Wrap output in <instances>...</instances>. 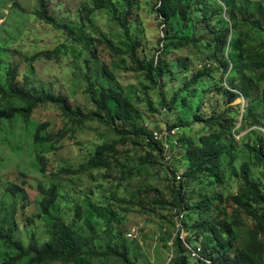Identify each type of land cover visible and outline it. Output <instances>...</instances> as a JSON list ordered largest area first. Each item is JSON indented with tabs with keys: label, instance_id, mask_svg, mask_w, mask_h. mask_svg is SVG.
<instances>
[{
	"label": "rangeland",
	"instance_id": "rangeland-1",
	"mask_svg": "<svg viewBox=\"0 0 264 264\" xmlns=\"http://www.w3.org/2000/svg\"><path fill=\"white\" fill-rule=\"evenodd\" d=\"M94 1L44 0L48 15L67 28L56 31L36 17L39 8L36 0H0V85L6 87L8 71L17 68L21 85L27 84L40 95L63 97L74 110L85 115L96 112L89 94L90 84L123 92L137 112L133 125L118 123L114 128L98 120L76 126L54 106L38 109L28 123L20 119L4 122L0 127V232L11 235L25 249L42 250L50 240L53 221L58 219L70 226L80 210L81 219L76 224L78 237L85 240L93 235L96 242L92 249L98 255L106 251L107 243L116 246L114 239L120 234L131 263L170 264L176 231L169 189L173 180L175 186L180 185L176 178L183 181L188 172L185 151L173 149L165 166L162 159L146 161L151 152L146 146L136 147L134 143L145 145V134L154 132L166 139L168 128L179 122L184 128L177 132L176 141L188 138L197 142L208 131L194 124L195 116L206 120L230 111L234 116L230 119L236 124L232 131L233 150L221 158L216 177L194 183L185 181L189 203L211 199L213 207L219 206V212L212 214L213 219L224 221L222 213L229 215L234 209L227 201L242 186V165H250L251 182L260 185L264 192L262 169L254 165V159L244 150L246 145L264 143V127L255 120L264 119V71L257 74L259 79L253 80L252 104L243 98L232 102L224 95L231 85L223 77L221 54L214 55L213 49L195 45L164 53L166 44L161 40L165 27L156 13L158 0H131L133 9L127 33L112 23L106 12L90 15L88 9L93 8ZM109 1L117 6L119 0ZM241 1L248 18L245 21L238 14L242 36L264 55V32L252 26V22L264 26V0ZM193 19L198 23L193 27V38L211 40L213 30L220 28L218 16L211 21V27H207L208 21L201 12ZM183 28L186 26L182 24ZM188 32L183 30V37ZM133 43L140 45L137 55L146 72L136 71L127 56L108 48L120 50ZM40 54H50L51 58L33 60ZM153 59L171 71L169 86H161L155 73L150 75L154 82L147 79ZM104 67L113 79L104 74ZM200 72L209 73L210 77L184 90ZM249 75L246 72L244 78L247 80ZM239 82L240 78L232 84L236 87ZM175 96L177 103L170 110ZM245 114H252V118L243 123L241 116ZM45 124L48 126L41 137L57 136V139L50 144H37L35 135ZM114 129L124 130L128 139L117 146L119 162H114L111 169L89 170L78 175L67 172L78 171L87 164L97 147L120 141ZM53 186L58 190V201L50 216L38 221L36 216L41 212L44 193ZM15 189L20 191L12 194ZM130 202L140 203L144 208L139 205L130 209ZM253 212L263 213L260 208H254ZM192 219L190 224L200 218ZM241 219L252 226L246 214L241 213ZM108 223L112 234L107 229ZM134 230L139 233L138 239L130 240L128 235ZM191 245L206 247L211 254L214 244L206 232L201 235L194 232ZM242 246L243 238L236 240L228 259L237 255ZM14 255L0 241V264ZM89 264L122 263L115 257H107L91 259ZM188 264L196 263L190 260Z\"/></svg>",
	"mask_w": 264,
	"mask_h": 264
},
{
	"label": "trees",
	"instance_id": "trees-1",
	"mask_svg": "<svg viewBox=\"0 0 264 264\" xmlns=\"http://www.w3.org/2000/svg\"><path fill=\"white\" fill-rule=\"evenodd\" d=\"M36 2L39 8L35 15L40 21L45 22L56 31L67 30V28H62L48 15L44 0H36ZM116 5L111 4L109 0H95L93 8L88 9V12L90 15L97 12H106L112 23L127 33L128 20L132 16V2L131 0H119ZM118 6L122 7V9H119ZM123 6H125V9H123ZM198 12L204 14L205 21H208L207 27H211L210 23L214 17H219L220 28L219 30H213V38L211 40L197 39L192 36L193 27L195 28V25H198V23L194 22L193 16ZM156 13L165 27V36L161 40V42L166 44L163 47L164 53L191 47V45L213 49L214 55L221 54L223 58V77L231 85V90L226 89L224 95L229 97L232 102L243 98L248 104L253 103L250 90L253 88V80L259 79L257 74L264 71V55L248 44L242 36V22L238 18V14L245 21L248 18L244 13V5L241 0H158ZM182 24L186 28L182 29ZM252 26L264 32V26L259 22H252ZM183 30L189 31L184 37L182 35ZM124 46L120 50L111 46L108 48L115 54L127 56L131 63L136 66V71L146 72L147 69L141 64L137 55L140 45L133 43ZM43 56L51 58L50 54H40L35 56L33 60H39ZM246 72L250 73L247 80L244 78ZM154 73L161 86L167 87L171 84V71L162 62L156 61V59L151 61V72L148 73L147 79L154 82L152 77H150ZM104 74L113 79V75L106 67H104ZM209 77V73H198L184 90H189L191 86L196 85L201 79ZM238 78H240V82L234 87L232 83ZM6 84V87L0 85V127L4 122H13L16 119L28 123L38 109L47 106L56 107L65 119L72 121L79 127L96 120L112 128L118 123L126 126L133 125L136 121L137 112L135 105L123 92L117 89L99 88L94 84H90L89 94L96 107V112L93 115H85L81 110H74L63 97L54 96L50 93L40 95L29 88L27 84L21 85L18 82L17 68L8 71ZM236 88L238 90H235ZM176 103L177 96L172 99L169 109L173 110ZM233 117L230 111L224 112L219 117L212 115L206 120L200 116H195L194 124L202 125L208 131V134L199 138L197 142L188 138L179 139L175 147L171 144L172 141L169 137L155 142L153 140L154 133L159 132H154L149 135L145 134V145L134 143V146H146L151 152L147 155L146 158L148 159L146 161L155 160V158L162 159L165 166L169 162V154L173 149L178 147L185 151L188 172L183 177V181H179L183 183V186L181 183H177L180 185L175 186V180L172 181L169 189L172 195L170 207L173 211L177 210L184 214L183 226L187 236L186 242L189 245H191V238L194 232L198 235L206 232L212 239L214 245L211 246V254L207 253L208 249L206 247L201 248L203 259L208 260L211 264H264V245L259 240V234L264 232V192L260 185L251 182L249 164H244L240 168L242 186L238 189L236 195L227 201L234 209L229 215L225 212L222 213L224 221L213 219L212 214L219 212V206L213 207L211 199H203L198 204L192 205L189 203L188 195H186L187 187L185 181L194 183L202 178L212 179L216 177L220 170L221 158L233 150L231 143V140H233L232 131L236 127L232 120ZM241 118L244 123L249 118H252V114L242 115ZM255 120L264 127V119L259 120L257 117ZM253 124L255 123L251 122V125ZM47 126L45 124L38 128L35 135L37 144H50L57 139V136L41 137V132ZM180 128H184L182 122L168 128V134L174 129L179 131ZM114 132L120 138V141L111 145L97 147L93 157L87 164L82 165L78 171L67 172L78 175L89 170L111 169L114 162H119L120 153L117 150V146L125 144L126 140H128L127 133L124 130L114 129ZM159 134L162 135L161 133ZM62 138H64L63 135ZM164 144H169L170 149L165 150ZM244 150L250 158L254 159V165L261 168L264 174V143L259 141L258 144L253 146L246 145ZM166 158H168L167 163H165ZM231 162H233V159H231ZM18 191L20 190H12V194H16ZM44 194L45 197L41 202V212L36 216L38 221L48 218L50 211L58 201V190L55 186L50 187L48 192ZM218 200L221 204V197H218ZM158 203L164 206L163 202L158 201ZM139 205L141 204L130 202L129 207L130 209H135ZM141 206L143 207V205ZM254 208L262 209V215L253 212ZM241 213L246 214L250 218L251 227L241 219ZM194 217L200 219L194 220L190 224L191 219ZM80 219V210L76 211L75 219L70 226L65 225L58 219H52V221L54 220V225L52 226L50 240L42 250L37 248L25 249L20 243L13 241L11 235H3L0 232V241L4 243L8 250L15 254L14 257L2 264H21L22 262L26 264H55L58 262L62 264H89L91 259L107 257H115L122 264H133L128 259L126 243L120 234L114 239L116 246L107 243L104 253L101 255L95 253L92 249L93 244L96 242L93 235L85 240H81L78 237L76 224ZM33 223V221H29V224ZM107 229L109 234H112L110 223L107 224ZM241 238H243L241 251L233 258L228 259L235 241ZM171 251L172 259L170 264H188V261H190L187 250L177 234L173 237ZM195 263L204 264L200 261Z\"/></svg>",
	"mask_w": 264,
	"mask_h": 264
},
{
	"label": "built area",
	"instance_id": "built-area-1",
	"mask_svg": "<svg viewBox=\"0 0 264 264\" xmlns=\"http://www.w3.org/2000/svg\"><path fill=\"white\" fill-rule=\"evenodd\" d=\"M177 132H178V130L174 129L171 132H169V134L167 133L165 135L166 138L169 137V139H173L171 144H173V146H175V147L177 146V141H176L177 140V137H176ZM162 138L163 137L159 133H154V139L153 140L155 142L162 141ZM168 149H170L169 144L165 145V150H168ZM167 161H168V158L165 159V163H167ZM176 180H177V182H179L181 180V178L177 177ZM173 213L175 215L174 223H175L176 234L179 235V240L183 243V246L187 250V254H188L190 260H193L195 262L200 261L204 264H211V262H209L208 260L203 259L201 248L191 246L186 242L187 236L185 234V229L183 226L184 214L180 211H177V210H174ZM138 236H139L138 231L134 230V231H132L131 234L128 235V238L130 240H135V239H138ZM259 240L264 245V232L259 234ZM263 257H264V254H263Z\"/></svg>",
	"mask_w": 264,
	"mask_h": 264
}]
</instances>
